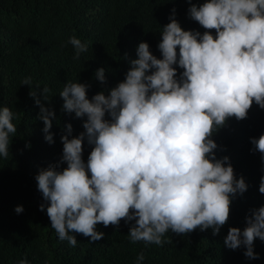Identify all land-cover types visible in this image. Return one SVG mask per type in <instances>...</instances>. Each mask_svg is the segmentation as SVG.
<instances>
[{
	"label": "clouds",
	"instance_id": "clouds-1",
	"mask_svg": "<svg viewBox=\"0 0 264 264\" xmlns=\"http://www.w3.org/2000/svg\"><path fill=\"white\" fill-rule=\"evenodd\" d=\"M188 12L207 31L201 35L183 30L173 9L158 44L163 58H156L148 43H139L126 79L109 95L99 92L90 100V86L77 82L66 83L60 92L67 113L87 117L85 131L71 139L61 137L66 168L49 167L35 179L49 202L51 228L69 246L77 245L72 233L98 241L104 233L96 231L97 224L119 226L121 220L135 221L130 243L145 246L162 247L169 242L163 239L169 230L179 235L212 229L217 235L229 219L232 198L247 191L229 157L216 158L218 145L211 137L229 118L246 119L254 102L264 109V0H208L191 5ZM67 44L75 50V59L88 50L75 35ZM177 63L184 69L179 81L173 67ZM95 76L105 82V69H97ZM21 85L31 87V78ZM43 92L47 99L49 89ZM29 95L35 98L36 93ZM35 102L40 105L39 99ZM106 113L110 120L104 119ZM14 115L9 107L0 108L4 158L10 154V135L17 133ZM54 117V111L40 105L38 118L49 143L54 142ZM67 131L71 133V124ZM85 138L94 145L86 165ZM251 143L264 160V135L251 138ZM259 192L264 194V176ZM44 208L42 204L40 210ZM23 211V206L15 208L17 214ZM250 212L247 226L242 231L229 228L224 244L231 250L244 247L247 259H259L254 241H264V206ZM144 258L141 252L137 261ZM17 264L29 262L21 259Z\"/></svg>",
	"mask_w": 264,
	"mask_h": 264
},
{
	"label": "trees",
	"instance_id": "trees-1",
	"mask_svg": "<svg viewBox=\"0 0 264 264\" xmlns=\"http://www.w3.org/2000/svg\"><path fill=\"white\" fill-rule=\"evenodd\" d=\"M205 2L208 0H0V108H10L17 127L15 136L10 135L9 156H0V264H17L21 259L29 264H264V241L259 238L254 241L259 259H247L244 247L231 250L224 244L229 228L242 231L250 210L264 206V194L259 192L264 160L251 143V138L264 135V109L255 102L246 119L229 118L211 137L218 145L216 158L228 156L235 177H243L248 185L243 195L232 198L229 219L217 235L212 229L197 228L179 235L169 230L163 237L168 243L145 246L143 242L130 243L129 229L135 221L121 220L119 226L97 224L96 231L104 233L98 241L72 233L77 245L71 247L51 228L46 211L49 202L35 179L49 167L58 165L57 171L66 168L67 163H61V137L71 139L85 131L87 117L76 118L75 113L63 109L60 92L65 84L89 85L90 100L99 92L109 95L126 79L131 61L138 58L139 43H148L150 52L163 58L158 44L173 9L183 30L201 35L207 31L188 12L191 5L199 7ZM210 31L215 38L216 31ZM73 35L88 44L79 59L67 44ZM173 67L179 81L184 69L178 63ZM99 68L105 69L103 83L95 76ZM27 77L31 87L21 85ZM44 87L49 89L47 99ZM30 91H35V98ZM36 99L55 113L50 129L53 143L45 140ZM104 119L111 117L106 113ZM68 124L72 126L70 134ZM82 147L86 165L94 145L85 138ZM87 174L90 178L91 173ZM17 206H23L24 211L17 214ZM141 252L145 258L138 262Z\"/></svg>",
	"mask_w": 264,
	"mask_h": 264
}]
</instances>
